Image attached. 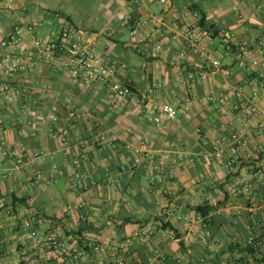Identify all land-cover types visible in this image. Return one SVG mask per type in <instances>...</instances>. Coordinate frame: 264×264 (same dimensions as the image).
I'll use <instances>...</instances> for the list:
<instances>
[{
    "label": "crops",
    "instance_id": "crops-1",
    "mask_svg": "<svg viewBox=\"0 0 264 264\" xmlns=\"http://www.w3.org/2000/svg\"><path fill=\"white\" fill-rule=\"evenodd\" d=\"M153 13H162L171 24L130 34L126 17ZM202 20H217L233 42L250 43L264 33V0H168L165 6L155 0H144L142 6L126 0H13L10 9L0 5V44L21 26L16 44L6 49L0 45V87L9 82L25 94L7 96L0 90V143L22 149L19 166L0 154V264H33L36 259L56 263L43 245L32 247L30 228L22 225L25 217L31 218L38 237L55 232L72 246L91 237L106 247L129 238L123 247L129 264H264V252L232 239L264 228V206L249 217L245 199L237 193L239 181L258 179L253 173L264 161V135L255 133L261 115L243 116L230 109L237 100L235 90L250 94L247 81L255 73L240 68L217 38L210 45L213 65L203 69L176 25L195 23V32L205 41ZM66 24L82 31L104 61L125 65L115 75L118 82L127 81L137 94L149 95V103L179 106L188 96L189 109L179 106L173 120L162 115L157 128L149 108L134 98H114L105 86L85 84L63 65L65 56L53 67L34 41L58 37ZM26 25L35 30L28 32ZM157 38L159 50L152 46ZM11 50L39 69L6 76L2 64ZM202 70L195 81L178 83L179 76ZM152 82L160 87L153 88ZM209 95L226 96V105L207 102ZM258 104L264 112V96ZM52 105L67 128L64 143L52 139L37 121ZM235 130L250 136V156L231 167L211 161L210 141L225 142L229 156ZM102 132L113 133L116 141L100 142ZM257 145L262 153L255 152ZM139 148L149 151V160L133 167ZM54 165L56 179L36 187L33 177L47 175ZM156 165L160 169L151 173ZM68 204L82 207L67 210ZM202 205L212 207L206 215L198 210ZM198 216L212 234L207 245L190 232ZM139 231L146 233L138 236ZM85 252L81 264L113 263L110 251Z\"/></svg>",
    "mask_w": 264,
    "mask_h": 264
},
{
    "label": "built area",
    "instance_id": "built-area-1",
    "mask_svg": "<svg viewBox=\"0 0 264 264\" xmlns=\"http://www.w3.org/2000/svg\"><path fill=\"white\" fill-rule=\"evenodd\" d=\"M126 1L133 3L136 6H142L144 2V0ZM155 1L161 6L167 5L168 2V0ZM12 3L13 0H0V5L7 9L12 7ZM200 19V16L197 17L196 22ZM126 20L131 24V35L138 33L141 28L149 25L155 29H159L160 31L162 26L171 24L170 19L162 13H153L141 18L126 17ZM178 23L179 24L176 25H180L181 36L185 39L186 48L198 56L203 69H209L213 65V55L210 45L213 39L217 38L218 41L227 48V50L233 52L235 62L240 68L246 70L248 73H255L254 78L247 81L248 85L252 86L250 94L245 97L240 89L235 90L233 93L237 100L230 105V109L243 116L260 114L261 117L256 124L255 133L257 135H264V112H261L258 104L259 98L264 96V33L259 36H253L250 39V43L233 42L230 35L219 25L218 21L213 20L208 24L209 27L203 31L204 37L206 38V40L203 41L200 35L195 32V23ZM24 28L28 32H33L35 30V26L32 25H26ZM13 31L14 35L12 37L1 41V48L6 49L19 41L21 26H15ZM159 37H162V35L159 34ZM161 44L162 42L157 38L153 41L152 46L155 50H159L161 48ZM34 46L41 51L48 60H50L53 67L58 66L60 58L65 56L67 60L63 63V65L68 66L70 71L85 84L105 86L110 95L114 98L121 100L134 98V101L137 104L146 106L153 112V116H151L150 119L157 128L162 127V115L165 116L167 120H173L179 113V106L184 111L189 109L190 99L188 96H185L179 106L171 102L153 101L149 103V95L137 94L131 83L127 81L118 82L115 75L119 69L125 68V65H118L104 61L96 53V51L89 46L83 32L71 24H66L62 28L59 36L56 38H50L48 40H43L40 37L36 38ZM179 55L181 57L185 56V51L181 50ZM2 68L4 74L10 77L17 71L25 68L37 71L39 69V65L25 61L21 55L11 50L4 56ZM202 74L203 70L189 72L185 78L179 76L178 83H191L195 81V77ZM151 85L153 88L160 87L158 82H152ZM28 88L30 89L31 87ZM0 90L7 96L10 95L19 97L25 95L24 90L21 89V87L10 84L9 82L3 83ZM206 99L209 103L220 105H226L227 103V97L223 95H209ZM37 121L38 124L46 126L47 133L52 139L63 143L65 142L67 138V128L65 125L60 123L59 116L57 114V106L52 105L48 113H41ZM23 125L24 126L22 127L24 128L25 124ZM31 134H35L34 131H32ZM116 139L117 137L111 132H102L99 134L100 142H114ZM230 140L232 154L229 156L227 155L228 146L225 142L218 139H212L210 141L211 161L216 164L220 163L225 167H231L234 164L241 162L243 158L250 156L248 151V146L251 142L249 135L242 130H235L230 134ZM129 147L130 145H126V148ZM255 152L258 154L262 153V145H257L255 147ZM0 154L13 158L16 166L21 164L22 149L17 150L14 148H7L0 143ZM148 160L149 151L146 148H139L132 160V166L136 167L142 162ZM159 169L160 168L157 165L151 166L150 172L153 173ZM56 175V166L54 165L47 175L38 173L35 177H33L32 181L36 187L45 188L49 183L56 179ZM253 175L258 178L254 182L252 180L243 179L237 183L239 187L237 193L245 199V208L249 217H253L255 208L264 206V161L260 163L259 168L254 171ZM89 182L94 184V181L90 180ZM81 207V204H68L66 206L67 210H79ZM79 218L83 219L84 215H80ZM193 222L194 223L190 232L198 237L202 245L210 243L212 234L203 223L202 217L198 216ZM261 223L264 225V218ZM22 225L30 228V235L33 238L32 247L36 248L43 245L49 253L56 256L57 261L55 264H81V260L86 253V249H89L94 253L110 251L113 256L112 264H129L123 254V247L125 246V243L127 244L130 241L129 238L125 239L123 242L111 244L106 247L99 243L97 238L91 237L84 240L81 246H72L63 241L55 232L38 237L36 230L32 229V220L30 217H25L22 220ZM144 233H146V231H139L137 235L140 236ZM232 239L240 245L249 247L255 253L259 254L264 252V228L261 232H250L247 237L239 238L234 236ZM33 264L44 263L39 259H36Z\"/></svg>",
    "mask_w": 264,
    "mask_h": 264
},
{
    "label": "trees",
    "instance_id": "trees-1",
    "mask_svg": "<svg viewBox=\"0 0 264 264\" xmlns=\"http://www.w3.org/2000/svg\"><path fill=\"white\" fill-rule=\"evenodd\" d=\"M204 20V19H203ZM201 21L200 22V25H203L204 26V28L206 29L207 27H209V25L206 23H204V21ZM132 85V84H131ZM133 86V85H132ZM133 89H134V87H133ZM135 90V89H134ZM211 206H206V205H202V206H198V210L200 211V213L202 214V215H206L210 210H211ZM245 247V246H244ZM245 248H249V247H245ZM250 249V248H249ZM251 250V249H250Z\"/></svg>",
    "mask_w": 264,
    "mask_h": 264
}]
</instances>
